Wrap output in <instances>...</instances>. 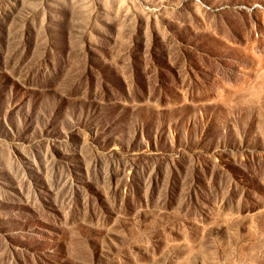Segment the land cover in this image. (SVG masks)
Returning <instances> with one entry per match:
<instances>
[{
    "label": "rangeland",
    "instance_id": "374dc122",
    "mask_svg": "<svg viewBox=\"0 0 264 264\" xmlns=\"http://www.w3.org/2000/svg\"><path fill=\"white\" fill-rule=\"evenodd\" d=\"M0 264H264V0H0Z\"/></svg>",
    "mask_w": 264,
    "mask_h": 264
}]
</instances>
